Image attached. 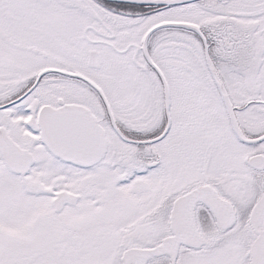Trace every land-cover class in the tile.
I'll return each instance as SVG.
<instances>
[{"label": "snow or ice", "instance_id": "obj_1", "mask_svg": "<svg viewBox=\"0 0 264 264\" xmlns=\"http://www.w3.org/2000/svg\"><path fill=\"white\" fill-rule=\"evenodd\" d=\"M0 264H264V0H0Z\"/></svg>", "mask_w": 264, "mask_h": 264}]
</instances>
